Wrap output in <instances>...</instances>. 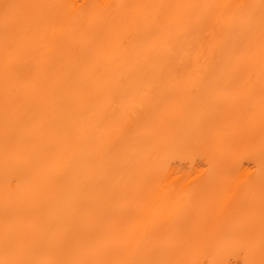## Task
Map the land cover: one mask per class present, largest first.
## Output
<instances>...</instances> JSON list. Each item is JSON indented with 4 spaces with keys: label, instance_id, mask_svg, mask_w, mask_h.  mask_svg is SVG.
I'll use <instances>...</instances> for the list:
<instances>
[{
    "label": "bare ground",
    "instance_id": "obj_1",
    "mask_svg": "<svg viewBox=\"0 0 264 264\" xmlns=\"http://www.w3.org/2000/svg\"><path fill=\"white\" fill-rule=\"evenodd\" d=\"M14 2L41 6L29 10L40 25L26 41L27 68L38 77L57 64L62 68L44 111H34L19 128L10 118L12 135L6 141L0 29V259L6 207L10 213L37 210L45 199L51 203L59 192L75 189L91 166L110 189L106 258H121L128 243L138 240L137 258L244 264L239 248L248 243L259 260L264 240L260 9L247 10L253 19L252 48L243 67L251 63L256 72L251 88L242 85L233 99L230 90L217 87V73L193 96L188 90L200 82L174 69L200 41L208 54L241 30L237 22L213 36L211 23L201 31V18L238 15L234 7L219 6L259 5L260 0ZM70 4L86 7H62ZM89 17L95 20L91 26ZM121 33L130 41L124 53L113 46ZM53 36L57 51L46 52ZM112 55L119 57L116 63ZM145 71L147 81L140 78ZM132 106L136 117L124 123L118 117ZM112 143L118 152L103 159ZM12 178L16 182L9 186Z\"/></svg>",
    "mask_w": 264,
    "mask_h": 264
},
{
    "label": "snow or ice",
    "instance_id": "obj_2",
    "mask_svg": "<svg viewBox=\"0 0 264 264\" xmlns=\"http://www.w3.org/2000/svg\"><path fill=\"white\" fill-rule=\"evenodd\" d=\"M39 5H28L14 0H0V29L5 49L4 64V115L6 121V141L12 132L7 127L8 120L14 119L17 128L31 121L34 111H44L47 96L55 91L56 73L62 65L57 64L51 70L43 72L39 77L27 68L26 57L30 54L26 41L39 28L40 21L29 10ZM66 9H83L85 5H65ZM101 7V6H92ZM111 7V6H102ZM124 7V5H118ZM161 8L167 6H160ZM223 8L234 7L235 13H219L200 20L201 31L211 23L213 36L217 29L222 35L225 25L231 27L237 22L241 30L230 43H217L208 54H205L206 44L200 41L185 52L186 58H181L174 71L178 74L194 76L200 83H193L188 90L191 95L200 94V84L209 76L215 75L217 87L230 90L235 99L242 85L251 88L256 72L249 63L243 67L245 53L252 48L251 28L252 16L248 9L259 8L260 18V79H261V117L264 120V0L259 5L239 4L224 5ZM88 26L95 23L94 18L86 21ZM97 38H102L101 30L96 32ZM113 46L119 53L127 52L130 41L126 34H117ZM46 52L55 53L54 36L46 46ZM119 57L112 55L110 60L116 63ZM100 66H97L99 69ZM142 80L149 79V73L143 72ZM121 75V81L125 80ZM124 86L123 84L121 85ZM154 87V85H150ZM114 99H116L114 97ZM136 117V106L129 112L121 113L118 117L128 123ZM70 126V125H67ZM43 125H41V129ZM118 152L115 143L110 144L102 153L106 160L114 159ZM73 154H69L71 160ZM102 177L98 176L91 166L83 180L75 189L59 192L51 203L47 199L37 210L17 209L10 213L5 209L4 216V255L0 264H180L179 261L164 258H137L139 241L133 240L125 247L123 256L119 259L106 258V223L105 212L109 205L110 189L101 184ZM16 181L9 179L10 186ZM239 253L245 257L244 264H264V240H262L260 258L255 259L250 244L244 243ZM191 264H199L198 261ZM219 264H223L220 261Z\"/></svg>",
    "mask_w": 264,
    "mask_h": 264
}]
</instances>
